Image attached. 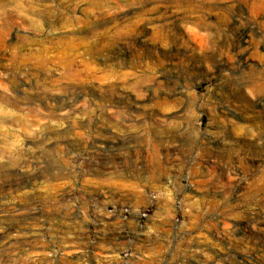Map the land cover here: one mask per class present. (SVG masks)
I'll return each mask as SVG.
<instances>
[{
	"label": "rangeland",
	"instance_id": "obj_1",
	"mask_svg": "<svg viewBox=\"0 0 264 264\" xmlns=\"http://www.w3.org/2000/svg\"><path fill=\"white\" fill-rule=\"evenodd\" d=\"M253 3L0 0V264H264Z\"/></svg>",
	"mask_w": 264,
	"mask_h": 264
},
{
	"label": "bare ground",
	"instance_id": "obj_2",
	"mask_svg": "<svg viewBox=\"0 0 264 264\" xmlns=\"http://www.w3.org/2000/svg\"><path fill=\"white\" fill-rule=\"evenodd\" d=\"M254 6L251 8V13H260L264 9V0H254ZM86 40L84 39H72L62 43V48L60 51V57L54 60V63L63 67V73L68 76L76 75L80 71L73 70L72 68L78 64L79 66L85 68L84 70H89L88 67L91 66V49L86 46ZM84 56L88 58L85 59ZM42 61V62H41ZM44 61H50V58L43 59L37 58L36 63H43Z\"/></svg>",
	"mask_w": 264,
	"mask_h": 264
}]
</instances>
